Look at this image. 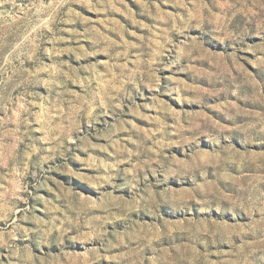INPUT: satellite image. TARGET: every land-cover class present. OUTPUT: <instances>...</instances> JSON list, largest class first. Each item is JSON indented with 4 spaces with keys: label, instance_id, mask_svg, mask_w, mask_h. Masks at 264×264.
Masks as SVG:
<instances>
[{
    "label": "rangeland",
    "instance_id": "374dc122",
    "mask_svg": "<svg viewBox=\"0 0 264 264\" xmlns=\"http://www.w3.org/2000/svg\"><path fill=\"white\" fill-rule=\"evenodd\" d=\"M0 264H264V0H0Z\"/></svg>",
    "mask_w": 264,
    "mask_h": 264
}]
</instances>
